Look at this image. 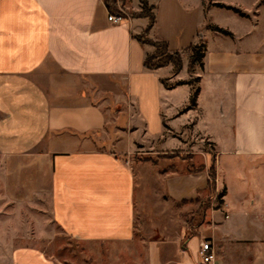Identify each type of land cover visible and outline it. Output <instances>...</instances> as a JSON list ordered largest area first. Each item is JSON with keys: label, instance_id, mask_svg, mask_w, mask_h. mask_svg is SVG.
Wrapping results in <instances>:
<instances>
[{"label": "crops", "instance_id": "crops-1", "mask_svg": "<svg viewBox=\"0 0 264 264\" xmlns=\"http://www.w3.org/2000/svg\"><path fill=\"white\" fill-rule=\"evenodd\" d=\"M148 1L159 14L149 39L165 40L170 52L184 53L194 44V36L182 31L178 15L164 18L160 2ZM256 3L249 11L217 0H203L188 11L179 7L186 18L198 12L217 15V10L229 8L240 17L236 29L214 19L200 25L206 55L196 74L197 107L191 108L189 99L176 93L188 84L174 88L164 84L174 77L189 82L187 57L176 75L173 65L156 70L144 65L152 51L138 36L149 18L116 24L109 20L103 0H0V162L8 205L26 213L33 208L40 214L35 219L40 227L50 221L73 240L124 246L102 262H139L132 246L141 233L144 176L131 158L142 154L141 149H149L144 152L155 157L169 153L158 152L150 138L148 148L143 142L125 146V134L138 131L175 138L169 132L182 133L213 145L218 144L212 135L216 129L227 135V149L216 151V170L223 154L264 169V9L254 11ZM167 20L181 29L169 33L162 26ZM126 113L127 125H120L119 117ZM200 145L199 141L194 145V155L201 158L202 168L185 166L188 160L180 158L182 169L165 177L160 194L164 201L188 206L208 194L213 158ZM152 156L141 160L154 162ZM253 182L262 188L242 191L236 202L229 200L231 191L224 195L222 207L212 213L210 237H203L202 224L183 249L184 236L179 234L174 240L177 250L167 251L166 258L153 243L147 251L148 264H200L205 240L212 243V264H264V171ZM216 188L219 192L218 178ZM219 211L224 220L216 218ZM48 213L49 219L43 217ZM126 245L130 254H124ZM0 264L56 262L43 250L15 247L0 256Z\"/></svg>", "mask_w": 264, "mask_h": 264}, {"label": "rangeland", "instance_id": "rangeland-1", "mask_svg": "<svg viewBox=\"0 0 264 264\" xmlns=\"http://www.w3.org/2000/svg\"><path fill=\"white\" fill-rule=\"evenodd\" d=\"M113 1L121 12V15L117 16H122L124 19L141 18L143 14H148L149 11H143L142 1L147 2L148 8H152L148 0ZM158 1L161 4L160 9L164 18L165 15L166 17L167 15L179 16L180 25L185 27L184 29L182 28V31L184 33L189 32L192 38L194 36V44L199 45L203 43V40L201 39L202 36L199 33V28L202 29V26L200 25L208 24L210 19H214V21L221 23L222 26L232 29H236L234 24H239V12L234 9H219L217 10V15L213 13L209 14L207 12H198V16L195 15L196 17L192 16L191 18H189V16L186 18L185 14H181L182 12L179 9L180 6H183V9L188 11L197 8L203 0ZM205 1L208 3L211 2V0ZM217 1L228 6L238 7L247 11L251 10L256 1H258L254 7V11L264 9V0ZM257 6H259V8H257ZM154 14L159 15L156 11ZM172 21L173 20H167L163 22L162 25L169 33H175L176 30L179 31V29H181L179 24H175V22ZM144 32L145 30L140 35H143ZM222 35L227 36L225 33H222ZM145 38L149 39L148 36ZM149 46L151 47L152 52L148 56L155 55L154 57H156V59L152 62L160 61V58H165L166 55H169L164 54V51L158 47L155 48L152 45ZM184 58H186L185 55H183V60ZM199 71L200 68L197 66L192 73L189 72L190 76L188 79L189 82H192V84L186 83L188 86L180 87L176 91V93L180 94V96L187 97L189 99L187 101V105L191 104L192 94L198 85L196 74ZM185 76L186 75H183V77ZM179 79L180 78L178 77H174L173 80L165 83L169 86L175 85L178 82H181ZM220 111L221 107L217 108L216 114L219 115ZM134 118L136 120L138 119L136 117ZM128 119L129 115L127 113L120 116V125L124 124L123 126H126ZM187 131L189 132L190 129ZM169 135L175 138H170L164 134L153 136L147 133L144 135L142 132L138 131L133 132V134L129 136L125 134L123 137L122 143L125 146L130 143L134 145L135 142H143L147 148L148 138H150L151 140H155V147H157L156 149L158 152H164V154L169 153V157H155V155L152 156L144 152H148L149 149H141L139 152H143L142 154L133 155L131 158L132 164L135 166L137 171L139 168H143L141 171L144 176L142 177L143 181L141 182L142 188L140 189L139 205L141 209L139 222L141 233L138 234L136 238L137 244L132 246L135 249L136 255L140 256V260L139 262H131L128 259L125 260L124 264H148V261H146V257L148 256L147 251L152 247L153 243L159 244V247L164 252V257L166 258V256H168V252L171 254L175 251V249L177 250L179 243H176L174 240L179 236V234L184 236L180 242V247L186 249L187 241L189 243L192 239L191 237H194V234H198L199 227L202 224H204V228L202 230V232H204L202 233L203 237H210L211 230L209 231L208 225L212 220L213 211L220 209L217 207V195L219 192H222L226 196L227 192L231 191L229 200L231 202H236L240 199L239 195L242 191L246 192L254 187H256L257 190L262 188L261 186H256L253 181L264 171L263 166H260L259 164H247L248 161L246 160L244 163H241L238 162L235 157L223 154L220 156L217 163L219 192L217 191V188L216 190L210 189L208 194L204 196L200 203L188 204V206H183L181 203H175L168 198L164 201L160 194L163 193L165 188V177L167 173L172 170L175 171V169H182L183 164H181L182 160H180V158L188 160L189 163L187 162L185 166H193L195 168L198 167V169L202 168L201 158L198 157L196 159L194 155V151H196V149H194V145H196L198 141L201 144L200 146H202L201 148L210 153L212 158L216 155V151L223 153V150L227 149V135L222 132L220 133V131L218 132L216 129L213 130L212 135L218 139V144L213 145L207 141L201 142V138L197 139L194 136L193 138H190L189 134H184L183 136L182 133L169 132ZM159 139H161V141H159ZM214 146H216V148H214ZM151 156L153 157L154 162H147L144 164L141 160ZM192 158L195 159L191 160ZM2 167L3 165L0 162V256H7L15 247H34L45 251V256L51 261L54 260L56 264H111V262L108 261L107 263L105 260L102 262L103 260L101 259L107 257L110 253L116 251L119 252L124 247L123 245L101 244L99 242L86 243L79 240H73L64 234L60 228L51 224L50 221H46V223L40 227V223L35 222V219L40 214H37L33 208L29 213H26L24 211H19L17 207L13 209L11 207L12 205H8V199H5V175ZM244 177H246L247 182L244 181ZM36 200L37 199H35V201ZM20 205L30 206L31 204ZM207 206H209V209L206 210ZM205 210L206 212L204 214ZM215 215L219 220H224L225 218V214L222 211L217 212ZM44 216H47L49 219V213L46 215L44 214L43 217ZM207 231L209 232L207 233ZM189 232L192 233V236L188 238ZM198 240L199 237L197 240L195 239L193 241L195 247ZM173 242H175V244ZM126 247V250L124 249V254H130V245H126ZM164 263H167L166 260H164Z\"/></svg>", "mask_w": 264, "mask_h": 264}, {"label": "trees", "instance_id": "trees-1", "mask_svg": "<svg viewBox=\"0 0 264 264\" xmlns=\"http://www.w3.org/2000/svg\"><path fill=\"white\" fill-rule=\"evenodd\" d=\"M109 13L110 14H115V15H121L120 10L116 7L115 2L113 0H103ZM143 4V11H149V13L147 14H143V16L141 17H146L149 18V25L146 28L145 32L143 35H139L138 36V40L142 43V44H149L154 46L155 48H160L164 51V54H169L166 55L165 58H160V61L157 62H152L156 59V57L152 56H147L144 62V65L147 69L150 70H156L162 67H167L169 65H173L174 67V72L175 74H179L183 67H184V60H183V55H185L188 59V71L189 72H193L195 67L199 66L200 69H202L204 67V58L206 55V45L204 43L202 44H192L190 45L189 48H187L184 53H179V52H170L169 50V46L168 43L166 41L163 40H158V41H152L150 39H146L145 37L148 36L149 32L151 31L152 27L154 26L155 22H156V16L153 12V7L152 8H148V4L145 1H142ZM221 6V5H219ZM232 9V8H229ZM235 10V9H234ZM237 11V10H236ZM216 31L225 33V34H229V32L225 31L222 28L219 27H214L213 28ZM160 56V55H159ZM186 83H191L192 82H178L175 85H167L165 82L164 84L166 85V87L168 88H174ZM197 83H199V80H197ZM200 93V87L199 84L197 85V87L194 89V92L192 94L191 97V104L190 107L191 108H196L197 107V101H198V96ZM209 183H208V188L209 190L213 189L216 190V180H217V170H216V155L213 157V161L211 166L209 167ZM199 170V169H198ZM223 198H224V194L223 193H219L217 195V201H218V206L219 208L222 207L223 205ZM209 209V206L206 207V210ZM206 210L204 211V214L206 212Z\"/></svg>", "mask_w": 264, "mask_h": 264}, {"label": "built area", "instance_id": "built-area-1", "mask_svg": "<svg viewBox=\"0 0 264 264\" xmlns=\"http://www.w3.org/2000/svg\"><path fill=\"white\" fill-rule=\"evenodd\" d=\"M109 20L118 24V23H121L124 20V18L122 16L110 14ZM199 256L201 258L200 264H212L214 262L215 256H214L212 243L210 241L205 240L201 243Z\"/></svg>", "mask_w": 264, "mask_h": 264}]
</instances>
